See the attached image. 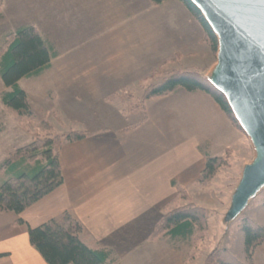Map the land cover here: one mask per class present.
<instances>
[{
  "label": "crops",
  "instance_id": "crops-1",
  "mask_svg": "<svg viewBox=\"0 0 264 264\" xmlns=\"http://www.w3.org/2000/svg\"><path fill=\"white\" fill-rule=\"evenodd\" d=\"M34 1L0 0V50L8 34L35 26L53 57L48 67L19 80L35 113L33 122L39 126L47 121L54 134H91L62 144L61 186L20 214L0 210V264H48L31 244L29 229L64 214L83 226L80 237L87 245L109 251L107 264H120L138 244L162 237L151 236L168 205L182 199L175 184L190 191L208 156L225 154L240 139L231 119L204 91L178 88L140 103L145 87L172 72L198 71L206 76L216 63L217 52L181 0L159 5L151 0H101L108 15L121 25L107 34L109 43L116 44L118 58L59 60L49 2ZM168 64L173 67L162 76L159 68ZM155 73L160 78L149 82ZM0 87L9 90L1 76ZM135 87L139 98L125 108V103L135 99ZM9 108L0 97V113L9 115ZM43 108L45 113H41ZM62 116L76 129L62 128L63 132L57 133L55 126H63ZM19 118L18 113L16 124L7 117L0 119L2 132L7 126L21 125ZM30 132L19 129L15 145L6 154L29 144L37 134ZM8 177L7 170L0 172V185ZM251 203L246 216L264 226V206L251 208ZM194 230L172 238L187 240ZM223 246L244 264H264V243L248 259L241 229L235 244L227 240ZM159 261L184 264V258L169 260L166 252Z\"/></svg>",
  "mask_w": 264,
  "mask_h": 264
},
{
  "label": "trees",
  "instance_id": "trees-1",
  "mask_svg": "<svg viewBox=\"0 0 264 264\" xmlns=\"http://www.w3.org/2000/svg\"><path fill=\"white\" fill-rule=\"evenodd\" d=\"M159 5L166 0H151ZM201 23L207 40L217 51L218 40L201 12L190 0H181ZM53 53L35 26H24L5 37L0 50V76L9 90L2 93L3 103L16 110L21 117L33 119L25 91L19 80L39 73L51 63ZM182 88L187 91L201 90L210 94L231 118L236 121L225 97L216 90L207 78L196 71H175L160 81L144 89L142 102L161 97ZM40 128L46 133L37 135L29 144L13 149L0 165V172L7 170L9 177L0 185V210L22 213L27 207L51 193L63 183L59 162V151L66 141L84 139L91 133L70 131L67 134H54L53 127L47 121H41ZM242 130V129H241ZM243 131V130H242ZM226 161L225 156H209L200 181L213 177L218 168ZM20 169V170H19ZM179 197L184 196L186 188L175 184ZM264 189L259 193L263 194ZM264 201V199H263ZM207 208L188 202L176 205L171 202L167 211L157 222L152 238L162 234L171 237L187 236L205 231L207 226ZM239 222L245 238V250L248 259H252L258 246L264 243V226L251 218L239 216ZM83 226L69 214H64L46 224L29 229L30 242L41 253L48 264H107L109 251L95 249L87 245L80 237ZM204 264H244L226 248H215L206 257Z\"/></svg>",
  "mask_w": 264,
  "mask_h": 264
},
{
  "label": "rangeland",
  "instance_id": "rangeland-1",
  "mask_svg": "<svg viewBox=\"0 0 264 264\" xmlns=\"http://www.w3.org/2000/svg\"><path fill=\"white\" fill-rule=\"evenodd\" d=\"M45 2H49V13L52 18L54 17L53 40L60 51L59 60L68 61L72 59L95 62L111 60L116 57V44L114 42L109 43L110 38L107 34H111L121 25L117 24L111 15H108L101 0H45ZM207 41L213 52L216 53L217 51L213 49L210 40ZM172 67V64L161 66L159 68L161 75L167 74ZM159 78V73H155V76L149 82H155ZM137 88H133L135 99H131L127 104L125 103V108H130L131 104H134L136 99L139 98ZM0 91V97L2 98L1 95L4 91L1 87ZM140 103H142V98ZM8 110L11 113L9 115L0 113V119H6L7 117L10 122L16 124L17 111L12 108ZM41 113H45V108L41 109ZM19 119L21 125L7 126L4 132H2L4 126H0V163L8 156L7 151L15 145L14 141H17L19 129H29L30 133L32 131L36 132L35 137L46 133L40 126H37L36 122H33V119L27 121L29 124H25L24 120L26 118L20 116ZM62 123L63 126L62 124L55 126L57 133L63 132L62 128L69 129L73 127L76 129L75 127H77L68 126L64 116H62ZM72 123L74 122L72 121ZM234 126L237 128L235 124ZM237 129L240 139L235 140L233 146L228 148L225 154L219 155L225 156L226 161L218 168L217 173L203 182L200 181V175L197 184L192 186L190 191L186 188L187 194H184L176 204L177 206L185 205L191 201L205 206L208 218L206 230L194 233V236L187 240H175L164 234L160 235L161 238L155 240L148 239L138 244L134 250H130L120 264H161L159 258L165 252L171 261L184 258V264H204L207 255L213 249L225 248L223 245L227 240H233L235 244L237 234L241 229L239 222L234 221L230 226H226L221 222L220 217L229 205L230 197L239 182L244 165L254 157V151L248 137L241 129ZM1 179L3 180L4 177L1 176ZM263 199L264 193L259 194L252 200L251 208H256L261 204L264 206ZM247 213L249 212L244 211L240 216H246Z\"/></svg>",
  "mask_w": 264,
  "mask_h": 264
},
{
  "label": "water",
  "instance_id": "water-1",
  "mask_svg": "<svg viewBox=\"0 0 264 264\" xmlns=\"http://www.w3.org/2000/svg\"><path fill=\"white\" fill-rule=\"evenodd\" d=\"M190 1L218 40L216 63L205 77L225 97L254 151L220 217L229 226L264 189V0Z\"/></svg>",
  "mask_w": 264,
  "mask_h": 264
}]
</instances>
